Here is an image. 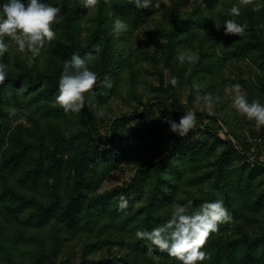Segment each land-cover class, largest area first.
<instances>
[{"label":"trees","instance_id":"trees-1","mask_svg":"<svg viewBox=\"0 0 264 264\" xmlns=\"http://www.w3.org/2000/svg\"><path fill=\"white\" fill-rule=\"evenodd\" d=\"M48 2L63 10L53 25L56 39L31 66L26 58L11 59L10 51L1 60L9 67L0 84V264H57L63 243L80 235L96 237L85 247L81 264H117L88 259L115 248L127 251L123 264H179L166 252H157L159 260H153L146 242L134 233L163 223L174 204L188 199L197 205L223 199L233 217L206 242L210 259L205 264H264V166L248 161L252 145L238 132L235 119L224 108L213 117L197 113L196 127L183 137L166 122L171 117L178 123L185 114L176 100L183 86L195 99L219 85L223 69L236 61L251 66L249 77L238 81L249 101L264 103V6L253 10L261 0H171L166 23H160L162 40L155 39L163 55L146 57L156 67L159 86L145 104L133 93L142 110L113 120L106 135L96 113L118 96L124 70L131 67V56H123L121 45L150 23L161 0L142 10L135 0H99L91 10L80 0ZM192 4V11H186ZM220 5L225 9L219 10ZM233 5L241 9L239 17L229 14ZM213 11L216 22L208 16ZM90 12L92 25L85 27ZM116 18L126 22L127 31L113 32ZM226 19L246 24V35H225ZM97 43L102 51L89 67L111 87L98 83L80 113L66 114L53 103L63 62L74 53L83 56ZM186 49L199 55L197 63L175 59ZM173 77L175 87L169 82ZM193 83L200 85L198 92ZM155 112L159 119L150 121ZM26 115L29 127L16 124ZM139 119L149 120L146 129L140 123L129 126ZM261 130L251 129V137L264 139V126ZM257 147L261 154L264 146ZM127 161L137 168L133 180L101 192ZM120 194L129 201L122 211ZM32 231L37 234L31 236ZM30 245L34 248L25 249Z\"/></svg>","mask_w":264,"mask_h":264},{"label":"clouds","instance_id":"clouds-1","mask_svg":"<svg viewBox=\"0 0 264 264\" xmlns=\"http://www.w3.org/2000/svg\"><path fill=\"white\" fill-rule=\"evenodd\" d=\"M80 2L83 8L91 10L98 5L99 0H80ZM152 5L153 0H135V7L140 10L149 9ZM261 6H264V0L256 4L253 10L259 11ZM62 12L59 5L49 3L48 0H4L0 3V57L10 51V44H14L16 50L26 58L28 65L34 64L45 45L56 39L57 34L53 25L62 19ZM229 14L232 17H239L240 7L233 5L229 9ZM127 28L123 19L114 20L115 34L127 31ZM223 28L225 35L242 38L247 33V25L238 23L236 19H226ZM101 51L98 43L93 44L91 50L83 56L74 53L70 60L63 62L53 103L59 105L66 114L80 113L87 106L88 97L93 95L92 90L98 83L111 87L107 78L99 80L97 73L89 67ZM175 59L181 64L191 65L197 63L200 57L191 49H186ZM8 67V64L0 62V84H3L7 78ZM169 82L174 87L177 85L175 77ZM192 87L198 92L200 85L193 83ZM231 88L236 110L246 119L254 120L257 128L264 126V103L258 99L249 101L247 93L239 82L234 83ZM197 99H202L205 107L212 109L214 97L211 93H206L202 97L198 95ZM96 115L103 117L105 112L101 109ZM166 122L173 133L183 137L196 127L197 117L194 113L187 112L178 123L171 117ZM128 207L127 197L120 194L118 210L122 211ZM172 207L174 210L163 223L151 230L137 229L134 233L136 239L146 242L148 254H152L153 260H159L157 252H166L179 264H205V261L210 259L208 252L204 250L209 237L219 231L220 225L230 224L233 221L224 200H205L197 205L193 200L188 199L186 203H177Z\"/></svg>","mask_w":264,"mask_h":264},{"label":"rangeland","instance_id":"rangeland-1","mask_svg":"<svg viewBox=\"0 0 264 264\" xmlns=\"http://www.w3.org/2000/svg\"><path fill=\"white\" fill-rule=\"evenodd\" d=\"M201 2V0H198ZM171 4V0H161V3L156 6L154 15L150 23L140 29H138L132 36L127 39V41L121 45V53L124 57H130L131 67H126L123 73L122 81L119 85L118 96L113 98L110 103L100 108L104 110L105 115L100 117L99 130L103 134H107L109 125L113 120L121 118L123 115H132L136 111H141L142 106L138 104V96L143 104L147 103L149 99L155 94L154 89L159 86L158 76L156 74V67L154 63L148 60L147 55H153L159 53L163 55V50H159L156 46L155 39H160V23L165 25V19L168 16V7ZM225 5H220L219 10L225 9ZM193 4L185 8L186 11H192ZM94 14L90 12L88 19L85 20L84 26L89 27L92 25L91 19ZM208 16L214 21H217L216 13L209 12ZM210 31L213 32L211 29ZM87 33L85 32L84 35ZM7 40V38H5ZM20 57L25 59V57L16 50L14 44H10V58L16 59ZM2 57H0V62ZM160 68H163V62L160 63ZM225 77H219V85L213 86L206 90V93H211L214 97V104L211 110L205 107L204 101L202 99L198 100L197 97L193 99L190 96V89L187 86H183L179 91L177 100V105L180 109H183L185 113L192 112L195 115L197 113H205L209 116H214L221 108H224V112H229L230 115L235 119L237 123L238 132L245 135L249 143L252 145L251 156L263 155L258 154L257 145L261 143L264 146V139H256L251 137L250 131L254 129L256 131H262L261 127L257 128L254 120L246 119L242 114H240L235 106L233 105V92L231 86L237 83L240 79L247 78L250 75L251 66L246 61H236L232 64H228L224 69ZM165 74L168 75L169 71L166 70ZM214 81L212 82V84ZM211 84V85H212ZM201 87H205L201 84ZM206 89V88H205ZM133 93L136 96H133ZM200 94L199 96H203ZM219 98L215 100V98ZM11 99V97H10ZM174 100V99H173ZM13 105V104H12ZM159 114L155 112L149 118L150 121H157L159 119ZM29 115H26L21 120L16 121V124L22 123L25 127L30 126ZM149 120L139 119L129 124V126H134L137 124H142L143 128H147V122ZM264 150V149H263ZM136 166L132 161H127L122 165L117 171L111 174V176L103 183L101 192L112 189L116 186H123L130 183L136 174ZM37 231H32L31 236L36 235ZM96 239L95 235H80L73 237L71 240L63 243V251L59 256L57 264H81L83 256L85 253V247ZM34 248L33 245L25 246V249ZM127 251L115 248L112 253L106 250L95 252L89 255L90 260H116L117 264H123L121 259H124ZM15 264H20L19 261H15ZM25 264V263H24ZM26 264H29L28 262Z\"/></svg>","mask_w":264,"mask_h":264},{"label":"built area","instance_id":"built-area-1","mask_svg":"<svg viewBox=\"0 0 264 264\" xmlns=\"http://www.w3.org/2000/svg\"><path fill=\"white\" fill-rule=\"evenodd\" d=\"M223 131L226 133L227 132V129L225 127H223ZM248 161L252 164V165H255V164H261L264 166V154L263 155H259V156H251V155H248Z\"/></svg>","mask_w":264,"mask_h":264}]
</instances>
